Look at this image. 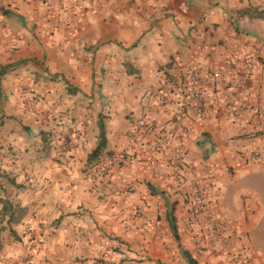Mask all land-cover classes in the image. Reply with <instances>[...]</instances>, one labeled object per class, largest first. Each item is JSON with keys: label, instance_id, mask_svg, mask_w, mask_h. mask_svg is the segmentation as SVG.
<instances>
[{"label": "crops", "instance_id": "obj_1", "mask_svg": "<svg viewBox=\"0 0 264 264\" xmlns=\"http://www.w3.org/2000/svg\"><path fill=\"white\" fill-rule=\"evenodd\" d=\"M6 66L0 138L22 155L12 162L0 155L7 176L1 185H15L13 201L21 212L19 222L9 224L16 244L0 249V264H26L25 254L28 264H92L86 254L98 251L100 236L125 239L141 264H188L183 226L197 184L208 213L234 239L241 255L236 264H264V211L246 182L264 175V0H0V67ZM194 70L202 76L204 117L183 106L185 95L169 91L171 80ZM216 71H225L224 104L215 102L209 82ZM101 72L110 81L103 82L106 151L125 155L122 169L106 180L86 165L96 123L62 119L54 134H74L71 152L39 147L36 134L28 139L19 131V124L35 132L49 123L24 119L25 84L45 93L54 114L55 107L78 110L90 88L86 76ZM162 100L167 104L158 109ZM239 104L247 108L230 114ZM139 119L154 125L155 135H139ZM159 141L166 151H180L164 177L153 172L163 160ZM125 183L133 192L117 194ZM168 204L177 240L166 221ZM139 206L142 216L135 215ZM193 260L235 264L225 255Z\"/></svg>", "mask_w": 264, "mask_h": 264}, {"label": "rangeland", "instance_id": "obj_2", "mask_svg": "<svg viewBox=\"0 0 264 264\" xmlns=\"http://www.w3.org/2000/svg\"><path fill=\"white\" fill-rule=\"evenodd\" d=\"M94 63L95 61L92 60L89 66L94 67ZM86 78L87 84H89L88 87L90 88H88L87 91L84 92L86 97L79 98L83 102L79 106L80 108L78 110H71V108H68L65 111H62L61 108L57 107L51 108L54 111V114L50 112V109L48 107L49 100L45 93L41 92L40 90L34 89L31 82L25 84L22 90L24 99L23 106L21 108L22 111H24V119L27 120L34 118V121L36 123L40 121H49V123L45 127L41 124L40 126H38L35 132L28 124H19V126L22 127L21 130H19L20 133L27 135L29 137L28 139H30V135L36 134L37 138L39 139V147L48 149L52 147L62 150L67 149V151H64L71 152L74 151L77 146V140L75 139L74 134L68 131L61 133L59 132L60 130L56 131V133H61L59 137L54 134V129L62 125V119L64 117H67L71 121H74V119L79 116L82 117L83 121H91L93 123H96V127L98 121L102 120L106 132L107 125L105 122L106 117L104 115L105 110L103 112L102 109L104 106L102 105L105 104L106 99H108L109 97L107 98L108 94L103 92V82L106 81L108 84L110 83V81L103 72H101V76L99 78L98 73L96 75L94 73H92L91 75H87ZM98 102L100 103V108H98V106L96 105L98 104ZM54 124L55 127L53 126ZM53 143L54 145L52 146ZM93 149L89 154L86 155V165L88 166L87 169L92 171L91 174L93 175V177L96 176L95 178L106 180L112 172L122 169L125 160V155L123 153H117L114 155L113 153H109L106 151L97 160L92 161L89 160V157ZM2 154L9 162H12L16 159L15 155L17 157L22 155V150L13 151L11 144L4 146L0 138V155ZM45 155L46 153L43 156L44 159L46 158ZM55 155L57 156V154ZM119 156L122 157L120 162L117 161ZM57 157L60 158L61 156ZM103 164L109 165L106 168L105 175L100 176L98 169ZM154 173L159 175L156 172ZM6 177L7 176L5 174L4 165L2 164V160H0V198L5 197V199H7L13 206L16 207L13 201V192L15 190V185L10 184L12 189L3 188V185H1L2 182H6ZM246 182L250 185V190L252 191V193L258 197L261 209L264 211V175L253 174L246 179ZM131 192H133V186L129 183H125L123 184V188L121 190H118L117 194L120 195ZM190 196V200L192 201L189 207L190 209L188 210L187 219L186 221H184L183 226L186 239L190 247H186L187 251L183 249L181 252L189 253L192 258L202 257L206 254L219 256L225 255L233 263L236 264L237 262H239L241 255L239 253H236L233 248L234 239L231 238V235L227 234L226 230H224L221 226V223L215 217L208 213L205 195L202 192L200 185L197 184L195 187L191 186ZM195 211H197V213H195ZM143 212L144 211L141 206L136 207V216H142ZM6 220L7 217H5L2 222H0V225L4 226V229L0 234V249L6 244L9 246H13V244H16V239L12 234L13 231L9 230L10 226L6 223ZM207 223L213 224V236L207 235V233H205L207 229ZM194 231L197 232V237H193L192 233ZM261 234L264 235V219L261 224ZM194 239H200V241L196 243L194 242ZM130 246L131 245L120 236H100L98 238V251H93L92 253L86 254L85 259L88 261H92V264H141L142 261L140 259V256L135 251H133ZM21 259L23 262H26V264H28L31 260V257L30 255L25 254Z\"/></svg>", "mask_w": 264, "mask_h": 264}, {"label": "built area", "instance_id": "obj_3", "mask_svg": "<svg viewBox=\"0 0 264 264\" xmlns=\"http://www.w3.org/2000/svg\"><path fill=\"white\" fill-rule=\"evenodd\" d=\"M250 61L248 60L245 64L246 69L250 67ZM225 71H216L211 73L210 75V83L212 86L213 91V97L216 103L218 104H224L226 100V94H228V89L225 86ZM202 83V76L200 72L198 71H190L182 76H180L178 79H175L174 81L171 80L169 83V91L170 89L175 90L177 92L182 93L185 95V102L184 107L188 109L192 114L198 116V117H204L205 116V109H206V103L204 98L202 97L200 86ZM238 86L240 88L244 87V81L241 80V82L238 83ZM163 93H168L167 89L164 88L162 90ZM165 97V95H163ZM167 104L166 100H162L160 105L157 107L158 109L163 108ZM247 108L246 104H239L236 107L233 105L231 106L230 114H235L238 112H241ZM175 126L180 129L182 132H186L187 128H185L181 120H177L175 123ZM136 129L139 135L141 136H153L156 133V128L154 125L147 123L144 119H139L136 123ZM156 148L162 153V161L157 162L154 164L153 170L154 172L158 173L159 176H167L168 175V169H167V163L171 162L177 155H179L180 151L179 148H175L173 151L169 150L166 151L165 149V142L159 141L157 142ZM122 159L121 156L117 159L118 162H120ZM252 159H258L257 156H253ZM109 164H103L99 167L98 172L100 173V176H104L106 172V168ZM173 177H177L175 174H173ZM197 199V198H196ZM195 199V200H196ZM194 201V200H193ZM197 213V211H195ZM213 224L207 223V229L205 233L207 235L213 236ZM192 230V229H191ZM193 237H197V232L192 233ZM196 243L200 241V239H194Z\"/></svg>", "mask_w": 264, "mask_h": 264}, {"label": "trees", "instance_id": "obj_4", "mask_svg": "<svg viewBox=\"0 0 264 264\" xmlns=\"http://www.w3.org/2000/svg\"><path fill=\"white\" fill-rule=\"evenodd\" d=\"M10 68H11L10 66L0 67V78L2 75L6 74ZM97 128H98V133H97L96 146L89 157V160L92 161L97 160L104 152H106V132L102 120L98 121ZM20 212L21 209H18L15 206H13L11 202H9L8 200L2 201V208L0 211V222H2L5 217H7L6 223L8 225L17 223L19 222L18 219L19 216L17 214ZM166 221L169 225L173 237L177 240L178 237H177V229H176L173 205L170 204L167 205ZM3 229L4 226L0 225V234L3 231ZM182 255L188 264H196V262L193 260L192 256L189 253L183 252Z\"/></svg>", "mask_w": 264, "mask_h": 264}]
</instances>
